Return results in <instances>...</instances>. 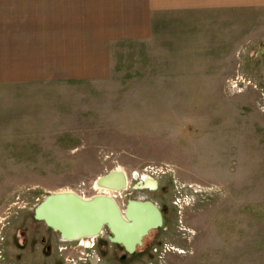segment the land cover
I'll return each instance as SVG.
<instances>
[{
  "label": "rangeland",
  "instance_id": "rangeland-1",
  "mask_svg": "<svg viewBox=\"0 0 264 264\" xmlns=\"http://www.w3.org/2000/svg\"><path fill=\"white\" fill-rule=\"evenodd\" d=\"M258 9L116 43L94 80L15 81L7 42L18 30L0 29V264H264ZM115 169L127 181L118 209L120 197L151 201L162 227L132 254L106 232L93 248H60L73 244L49 235L34 208L56 193L101 195L95 182ZM147 176L156 190L136 188ZM53 236L57 248H42Z\"/></svg>",
  "mask_w": 264,
  "mask_h": 264
},
{
  "label": "crops",
  "instance_id": "crops-1",
  "mask_svg": "<svg viewBox=\"0 0 264 264\" xmlns=\"http://www.w3.org/2000/svg\"><path fill=\"white\" fill-rule=\"evenodd\" d=\"M241 7L264 10V0H0V29L18 30L7 42V76L100 79L109 70L112 45L153 41L162 30L191 26L209 14L233 16ZM31 58L32 67L19 62ZM51 238L42 248H57V237Z\"/></svg>",
  "mask_w": 264,
  "mask_h": 264
},
{
  "label": "water",
  "instance_id": "water-1",
  "mask_svg": "<svg viewBox=\"0 0 264 264\" xmlns=\"http://www.w3.org/2000/svg\"><path fill=\"white\" fill-rule=\"evenodd\" d=\"M261 51L264 52V45ZM99 179L108 183L114 179V191H121L124 183L121 174L114 171ZM151 184L148 187L138 182L136 188L156 190L157 183ZM33 219L42 222L61 241L100 238L106 232L108 241L122 247L127 254L134 253L136 247L142 245L143 238L150 231L161 228L163 223L161 212L151 201L128 200L121 212L109 197L94 196L83 200L64 192L46 196L34 208Z\"/></svg>",
  "mask_w": 264,
  "mask_h": 264
},
{
  "label": "bare ground",
  "instance_id": "bare-ground-1",
  "mask_svg": "<svg viewBox=\"0 0 264 264\" xmlns=\"http://www.w3.org/2000/svg\"><path fill=\"white\" fill-rule=\"evenodd\" d=\"M114 172L115 173H118V174H121V176L123 178V182H124L121 190L125 189L126 188V185H127V181H126L125 174L123 173V171H121L119 169H115ZM114 183H115V180L114 179L110 180L109 183L108 182H103L102 179H97V181L95 182V185L94 186H95L96 189L102 191L104 193V196L110 197V196H112V194L119 193V191H120V190L114 191V188H113L114 186H112ZM141 183L142 184L145 183V185L152 186V184H151L152 182L148 178H144L143 177L141 179ZM64 193H70V194H72V192H64ZM85 200H87V199H85Z\"/></svg>",
  "mask_w": 264,
  "mask_h": 264
},
{
  "label": "built area",
  "instance_id": "built-area-1",
  "mask_svg": "<svg viewBox=\"0 0 264 264\" xmlns=\"http://www.w3.org/2000/svg\"><path fill=\"white\" fill-rule=\"evenodd\" d=\"M147 177H149V179L151 180V182L154 181L151 176H147ZM138 178L140 179V177H137L136 176V179H138ZM93 188L95 189V187H93ZM96 190H97L98 193H101L98 189H96ZM75 195L78 196L81 199H89V198H85V197H82V196L77 195V194H75ZM96 196H104V193H101V195L98 194ZM119 196H120V194L119 193H116V194H112V196H110V197L112 198V200L114 202H116L115 199L117 197H119ZM120 198H121V207H122V209L120 211L122 212L124 210V208H125L126 201H124L122 197H120ZM95 240H96V238H82V239L75 240V241H65L67 244L68 243L69 244H73V246H70L69 245L68 247L67 246H64V247H60V248H93L94 247Z\"/></svg>",
  "mask_w": 264,
  "mask_h": 264
},
{
  "label": "flooded vegetation",
  "instance_id": "flooded-vegetation-1",
  "mask_svg": "<svg viewBox=\"0 0 264 264\" xmlns=\"http://www.w3.org/2000/svg\"><path fill=\"white\" fill-rule=\"evenodd\" d=\"M260 54H262V56H264V52L261 51ZM144 184H145V183H144ZM141 185H142V183H141ZM146 186L149 187V185H146ZM150 187H151V186H150ZM157 187H158V185H157ZM126 188H127V187H126ZM127 201H128V200H126V203H127ZM161 215H162V214H161ZM162 219H163V218H162ZM162 225H163V223H162ZM102 234H103V233H102ZM100 238H102V235H101ZM100 238H99V239H100ZM106 238H107V237H106ZM141 246H142V245H141ZM141 246H140V247H141ZM121 248H122V247H121ZM136 248H138V247H136Z\"/></svg>",
  "mask_w": 264,
  "mask_h": 264
}]
</instances>
